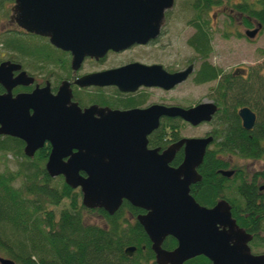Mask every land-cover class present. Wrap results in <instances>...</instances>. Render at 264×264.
Instances as JSON below:
<instances>
[{
    "label": "water",
    "instance_id": "1",
    "mask_svg": "<svg viewBox=\"0 0 264 264\" xmlns=\"http://www.w3.org/2000/svg\"><path fill=\"white\" fill-rule=\"evenodd\" d=\"M175 0H16L13 19L27 32L47 37L71 55L76 72L86 57L100 59L156 39L165 12ZM257 23L245 35L254 38ZM20 65L0 63V135L24 142L23 152L33 157L45 143L51 146L45 170L50 177L63 176L71 188H80L82 205L114 214L128 201L145 213L136 216L151 242L156 264H184L203 255L208 264H264V253H252L251 235L240 228L225 200L207 207L199 204L190 187L201 179L198 167L214 137H181L161 149L151 148L148 136L161 118H180L197 126L210 122L217 112L213 101L193 106L151 104L145 108L112 109L73 101L68 81L56 94L49 84L31 92L11 94L13 87L33 81L25 71L13 77ZM193 65L167 72L161 65L133 62L121 67L85 74L75 79L79 87L116 86L135 91L140 86L172 89L184 82ZM242 126L251 130L257 115L249 107L238 110ZM183 158L173 166L178 151ZM230 177L233 170H221ZM264 188V183L261 189ZM172 236L177 244L162 247ZM135 246L125 249L128 256ZM0 264H16L0 256Z\"/></svg>",
    "mask_w": 264,
    "mask_h": 264
},
{
    "label": "trees",
    "instance_id": "2",
    "mask_svg": "<svg viewBox=\"0 0 264 264\" xmlns=\"http://www.w3.org/2000/svg\"><path fill=\"white\" fill-rule=\"evenodd\" d=\"M225 1L240 24L252 28L260 23V33L264 34V0ZM222 2L189 1V7L196 13L188 21L195 28L188 44L202 60L194 81L215 82L213 98L218 106L213 118L216 124L212 130L214 148L207 149L197 169L202 180L191 185L190 190L196 201L207 207L224 197L231 204L232 216L253 235L252 248L264 249V234L260 233L264 232L262 191L237 183L233 176L229 178L220 174L224 169H243L232 163L233 155L264 163V76L261 67L249 69L245 77L221 75V70L206 60L212 50V34L208 23L199 20L202 12L207 13L213 5ZM235 34L242 36L239 32ZM223 35L228 36L227 33ZM16 39L5 38L2 49L6 52L18 50L23 57L38 55L34 44L28 46L26 40ZM25 45L28 52L23 48ZM41 51V57L47 59L46 50ZM128 104L136 103L123 99L116 105ZM244 106L257 115L251 130L243 128L238 115V110ZM178 123L179 119H163L148 136L149 147L165 148L179 140L182 136L178 133ZM23 144L18 138L0 136V155L6 159L12 153L20 158L14 169L5 165L0 170V256L10 258L16 264H156L149 237L136 219L142 209L126 200L112 215L103 209H87L81 203L79 189L69 187L62 177L52 178L46 172L44 163L50 145L46 144L29 158L22 151ZM182 158L183 151L180 150L172 165H179ZM259 174L264 176V169ZM17 181L19 185L15 184ZM235 192L242 197V203L237 205L234 203ZM64 201H68V206L61 208L56 215L51 207ZM88 210L100 213L104 223L87 222L83 211ZM176 243L172 236H168L162 246L172 249ZM129 246L136 247L132 256L125 253ZM208 263V259L200 255L184 264Z\"/></svg>",
    "mask_w": 264,
    "mask_h": 264
},
{
    "label": "rangeland",
    "instance_id": "3",
    "mask_svg": "<svg viewBox=\"0 0 264 264\" xmlns=\"http://www.w3.org/2000/svg\"><path fill=\"white\" fill-rule=\"evenodd\" d=\"M190 0H175L174 6L169 15V22L164 28L165 34L159 39L156 46L136 47L122 53H110L101 64H94L86 61L82 66V72L95 69H106L120 65L131 59H141L143 61H153L162 63L169 70H177L184 67L188 61L196 60L194 51L187 44L188 39L194 32V28L188 21L196 13L189 7ZM229 3L223 0L219 5H213L207 13H201L200 22L208 23L209 31L212 34V52L208 57L210 63L217 66L222 72L233 70L235 67L253 68L261 67L264 76V34L259 32L256 37L249 39L244 36L245 26L241 25L236 17L229 18L223 15V8L229 10ZM226 9V10H227ZM227 10V11H228ZM233 13V12H232ZM235 32L242 34L237 37ZM227 33L225 37L223 34ZM0 46V57L6 58L7 52ZM68 58V54L66 55ZM197 65V63H196ZM57 71V69H56ZM71 72L60 70L57 72L62 79L68 78ZM37 75V74H35ZM215 82L196 83L194 77L190 76L187 80L177 85L169 91L152 88L147 89L143 99L149 105L161 103L167 105L192 106L204 101H213V87ZM216 124L212 120L197 126H192L179 119L178 133L182 137H203L206 133L212 132ZM210 148H214L213 144ZM232 163L236 167L248 169L249 171L264 169V163L252 159H244L238 155H233ZM20 160L14 154L9 153L4 159L0 155V170L7 165L14 169L16 161ZM19 185L17 181L15 183ZM81 200V198H80ZM68 201H64L59 206L51 207L58 215L61 208L67 207ZM84 219L89 223L102 225L103 217L96 211H83ZM259 252L264 249L257 248Z\"/></svg>",
    "mask_w": 264,
    "mask_h": 264
},
{
    "label": "flooded vegetation",
    "instance_id": "4",
    "mask_svg": "<svg viewBox=\"0 0 264 264\" xmlns=\"http://www.w3.org/2000/svg\"><path fill=\"white\" fill-rule=\"evenodd\" d=\"M15 2H16V0H0V46H2L5 38H11V39H15V40H17L16 38H21V39L26 40V43L28 44V46L30 44H34V47H36L35 50L38 51V55H34L33 57H31L30 55L23 57L19 53L18 50L12 49V50L7 51L8 55L6 58H2V56L0 57V63L3 61H10L11 63L20 65L19 70L13 71V77H16L19 72L25 71L27 73V75L29 77H32V79H33V81L30 82L29 84H26V85L19 84V85L13 87L11 90V94L13 96H15L18 93H22V92H31L36 87H39V88L45 87V85H47V83L49 84L51 93L56 94L60 84L63 81H68L70 83V87H71V90L73 93L72 99H73V101L77 102L78 105L82 109L85 107H88L90 105H97L99 107H109L112 109H122V110L133 109V108H145V107L151 105V104L148 105L145 102V100L143 99L144 94L147 92V89L157 88V89H161L163 91H169L171 89L165 90V89L160 88V87L140 86L135 91H120L116 86H112V85H107V86H102V87L94 86V85H91L88 87H79L78 85L75 84L74 81H75V79H77V78H79L85 74H88V73L103 71V70H107V69L115 68V67H121V66L133 63V62H139V63L146 64V65L158 64V65H161L167 72L181 71V70H184L185 68H187L189 65H193V71L191 72L189 77L190 76L195 77L196 73L200 70V65L202 63L201 62L202 60L200 59V55H198V53H196L194 51V49L188 44V41H187V44L189 45V47L194 51V54L196 55L197 61H195V60L188 61L184 67H181L180 69H177V70H169L168 68H166L165 65H163L160 62H157V60L143 61V60L137 58V59L128 60L125 63H122V64L117 65V66H113L110 68L95 69L92 71L82 72V66L84 65V63L86 61L93 62L94 64H101L102 62L105 61L106 56L110 53H122V52L128 51V50H130L132 48H136V47H148V46L158 45L159 39L162 38V36H164V34H165L164 28L166 27L167 22H169V20H170L169 15H170L171 10H168L165 12V16H164V20L162 23L160 34L156 39L151 40L146 44H135V45L129 47L128 49H125V50H122L119 52L109 51L103 58H100V59L86 57L84 59V61L82 62L80 68L76 72H73V70L71 69V66H70L71 65V55L69 52L64 53V55L62 56V50L53 46L49 42L47 37H43V36H39V35L30 33V32H27L26 30L21 28L15 22V20L13 19V7L15 5ZM226 9L227 8H223V10L225 12V13H223V15L225 14L228 17H234V13H232L233 10L227 9L228 10L227 11ZM245 29H247V28L245 27ZM194 32H195V28H194ZM28 46L25 45L23 48L26 49V47H28ZM17 47H20V46H17ZM42 49L46 50L44 52V54L47 52V54L49 55L47 59H45V58L43 59V57H41V56H43V55H41V53H43L41 51ZM212 50H213V48H212ZM212 50H211V52H212ZM26 51H27V49H26ZM211 52L208 54V57L211 54ZM67 54H68V58L66 57ZM208 57L206 58V60L209 62ZM196 63H197V65H196ZM210 64H212V63H210ZM212 65L215 66L214 64H212ZM56 69H57V71H56ZM61 69L65 70L66 72H71L70 76H68V78L61 80V77L59 76V74H57V72L60 71ZM249 69H251V68L235 67L233 70L228 71V72H225L223 70V72L221 71L220 74L221 75L230 74L232 76L245 77L249 73ZM35 74H37V75H35ZM219 77H220V75H219ZM212 91H213V89H212ZM5 92H6L5 87L2 84H0V94H3ZM123 99L134 101V103H136V104H134V105L128 104V105H121V106L116 105L117 103H119L120 100H123ZM152 104H155V103H152ZM163 119H165V118H161V121ZM175 119H180V118H175ZM181 121H183V120H181ZM206 135H212V132H208L205 134V136ZM232 170H233V174L230 177L233 176L237 183L238 182H241V184L244 183L246 186L247 185L251 186V188L257 187V189L262 191V193L264 195V188L261 189V186L264 183V176L259 174V172H261L262 169L253 170V171H249L248 169H238V170L232 169ZM234 173H236V174H234ZM222 176H224V175H222ZM201 180H202V176L198 182H200ZM198 182H196V183H198ZM196 183H194V184H196ZM235 194H236V196L234 198V203L236 205L239 204L240 202L242 203V197H240L238 195V192H235ZM258 199H260V198H258ZM220 200L227 201L224 197H219L217 202ZM263 203H264V199H263ZM229 205L231 207L230 203H229ZM142 213H145V211L143 210ZM235 220H236L237 225L240 228H242L245 232H247L251 235L252 238L248 242V244H249V247H250L252 253H254V254L262 253L256 249L252 248L251 241L253 239V235L250 232H248L244 227H242L237 222V219H235ZM263 220H264V216H263ZM260 233L264 234V232H261V231H260ZM167 250H171V249H167Z\"/></svg>",
    "mask_w": 264,
    "mask_h": 264
}]
</instances>
